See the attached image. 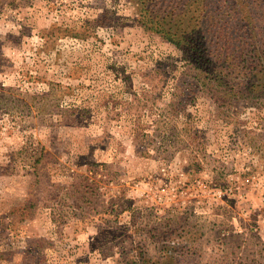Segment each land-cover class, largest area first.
I'll use <instances>...</instances> for the list:
<instances>
[{
    "label": "rangeland",
    "instance_id": "obj_1",
    "mask_svg": "<svg viewBox=\"0 0 264 264\" xmlns=\"http://www.w3.org/2000/svg\"><path fill=\"white\" fill-rule=\"evenodd\" d=\"M0 264H264V0H0Z\"/></svg>",
    "mask_w": 264,
    "mask_h": 264
}]
</instances>
